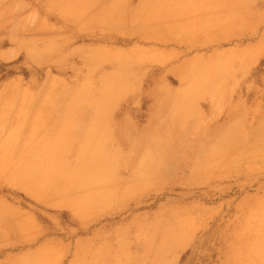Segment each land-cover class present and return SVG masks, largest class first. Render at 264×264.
Listing matches in <instances>:
<instances>
[{"label": "rangeland", "instance_id": "rangeland-1", "mask_svg": "<svg viewBox=\"0 0 264 264\" xmlns=\"http://www.w3.org/2000/svg\"><path fill=\"white\" fill-rule=\"evenodd\" d=\"M78 3L0 0V153L12 155L15 117L25 125L40 109H115L125 149L116 206L84 223L0 183V199L17 206L1 218L0 264H264V46L253 49L242 111L215 107L222 126L205 119L196 141L190 108L166 106L165 141L141 143L143 88L164 71L147 67L141 46L119 47L131 39L94 32ZM125 58L133 77L109 74ZM30 221L35 237L24 238Z\"/></svg>", "mask_w": 264, "mask_h": 264}, {"label": "crops", "instance_id": "crops-1", "mask_svg": "<svg viewBox=\"0 0 264 264\" xmlns=\"http://www.w3.org/2000/svg\"><path fill=\"white\" fill-rule=\"evenodd\" d=\"M78 1L77 14L93 16L94 32L131 39L119 47L129 51L141 46L147 67L164 71L143 88L147 102L138 125L141 143L165 141L163 107H189L192 114L185 118L191 119V137L197 141L205 119L215 129L222 126L211 116L215 107L233 114L247 105L239 91L259 60L253 49L264 46V0ZM135 64L125 58L109 74L133 77ZM145 78H150L148 71ZM27 119L20 125L21 117L14 118L12 155L0 153V183L80 222L105 216L116 206L117 156L125 154L124 142L117 146L116 110L93 103L76 112L40 109ZM80 122L83 126L77 127ZM5 206L17 207L0 199V224ZM27 229L24 238L35 237V223L30 221Z\"/></svg>", "mask_w": 264, "mask_h": 264}]
</instances>
